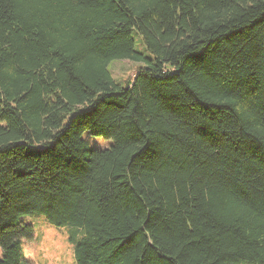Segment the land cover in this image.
Listing matches in <instances>:
<instances>
[{"label": "trees", "instance_id": "obj_1", "mask_svg": "<svg viewBox=\"0 0 264 264\" xmlns=\"http://www.w3.org/2000/svg\"><path fill=\"white\" fill-rule=\"evenodd\" d=\"M38 214L77 264H264V0H0V264Z\"/></svg>", "mask_w": 264, "mask_h": 264}, {"label": "rangeland", "instance_id": "obj_2", "mask_svg": "<svg viewBox=\"0 0 264 264\" xmlns=\"http://www.w3.org/2000/svg\"><path fill=\"white\" fill-rule=\"evenodd\" d=\"M139 64L128 60H117L110 64L112 76L125 82L136 75ZM92 146L108 147L110 142L100 138L85 135ZM21 221L35 226V240L28 242L23 240L24 256L32 260L33 264H77L74 256V245L69 240L70 226H55L49 223L43 215H29L21 218ZM0 259L2 249L0 248ZM247 264V263H240Z\"/></svg>", "mask_w": 264, "mask_h": 264}]
</instances>
